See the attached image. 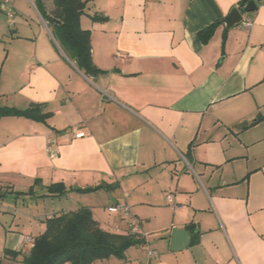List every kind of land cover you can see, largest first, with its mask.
<instances>
[{
    "label": "crops",
    "instance_id": "crops-1",
    "mask_svg": "<svg viewBox=\"0 0 264 264\" xmlns=\"http://www.w3.org/2000/svg\"><path fill=\"white\" fill-rule=\"evenodd\" d=\"M8 1L0 106L36 105L48 117L0 119L3 264H20L47 219L80 208L125 235L127 221L107 211L117 202L137 219L144 251L93 264H264V0L229 29L222 20L242 0H83L94 76L41 16L53 15L51 0ZM216 21L202 43L198 32ZM173 229L189 231L181 250L170 249Z\"/></svg>",
    "mask_w": 264,
    "mask_h": 264
},
{
    "label": "trees",
    "instance_id": "trees-1",
    "mask_svg": "<svg viewBox=\"0 0 264 264\" xmlns=\"http://www.w3.org/2000/svg\"><path fill=\"white\" fill-rule=\"evenodd\" d=\"M55 10L52 16H41L47 21L51 32L64 53L76 62L77 67L86 76H94L100 71L94 66L91 58L90 32L79 25L84 14L86 1L51 0ZM238 8L242 11L245 5L241 1ZM97 17H93L96 19ZM220 21H216L198 32L202 43H207L213 36ZM5 116H18L44 122L48 114L39 106L24 110L0 106V119ZM61 185L48 187L51 194L62 195ZM60 187V189H59ZM100 187L87 189L92 192ZM143 244L141 239L131 235L113 234L102 230L93 219L87 208L54 215L45 221V231L33 240L28 254L22 256L20 264H93L109 257L123 258L124 252L136 245ZM8 257L18 255L5 251ZM0 264L3 262L0 260Z\"/></svg>",
    "mask_w": 264,
    "mask_h": 264
},
{
    "label": "built area",
    "instance_id": "built-area-1",
    "mask_svg": "<svg viewBox=\"0 0 264 264\" xmlns=\"http://www.w3.org/2000/svg\"><path fill=\"white\" fill-rule=\"evenodd\" d=\"M9 1L8 0H2L0 2V10L5 12L7 15V21L8 25L12 26L14 24L13 19V12L12 9L9 7ZM246 26L249 25V23L245 24ZM76 136L80 137L81 134H76ZM48 154L51 158L56 156V153L52 150L48 149ZM126 195H124V198ZM166 201L168 203H172V197L170 195L166 196ZM107 211L111 214H117L119 215L123 220L127 221V235H131L132 237L136 239H142L144 237L141 228L139 226V223L135 217L130 212V207L125 202H117L116 204L110 206L107 208ZM2 216V210L0 209V217ZM116 234H120L121 230L116 229ZM28 242H30L33 245V241L28 239ZM147 257L150 261H157L159 258V254L155 250H148L147 251Z\"/></svg>",
    "mask_w": 264,
    "mask_h": 264
},
{
    "label": "water",
    "instance_id": "water-1",
    "mask_svg": "<svg viewBox=\"0 0 264 264\" xmlns=\"http://www.w3.org/2000/svg\"><path fill=\"white\" fill-rule=\"evenodd\" d=\"M242 2L245 5V8L242 11L238 7H234L231 9L227 17L222 20L226 29L241 24L243 22V13H250L258 8L257 3L253 0H242ZM243 125H246V123ZM189 241V231L183 229H173L171 233L170 249L172 251L181 250L189 244Z\"/></svg>",
    "mask_w": 264,
    "mask_h": 264
},
{
    "label": "rangeland",
    "instance_id": "rangeland-1",
    "mask_svg": "<svg viewBox=\"0 0 264 264\" xmlns=\"http://www.w3.org/2000/svg\"><path fill=\"white\" fill-rule=\"evenodd\" d=\"M0 15H2V14H0ZM0 27H2L3 25L5 26V21L3 20V18H1L0 17ZM2 21H3V23H2ZM37 193L38 194H41V191H39V190H37ZM45 193V192H44ZM102 195H104V196H106V194H102ZM109 196H110V194H108ZM79 197H81V196H79ZM72 199H75V198H72ZM94 199V202L95 201H97L98 202V204L99 203H102V201H103V196H96V199L95 198H93ZM7 200H8V197H6L4 200H2L1 202H7ZM74 201V200H73ZM77 201V200H76ZM28 203H29V205H31V206H29V207H27V208H30V207H35V205H36V203L34 202L33 204H30L31 202H30V200H28ZM63 204H64V206H65V204H67L68 202H62ZM70 204H71V202L69 203V206H70ZM19 205H22L21 203H19ZM58 205H59V203H58V200H53V202H52V200H46L45 202H39L37 205H36V207H38V210H41L42 209V207L44 206L45 208H47V210H48V212L50 211V210H52V206L54 207H58ZM106 215H108V213L106 212ZM111 216L112 217H114L115 215H113V214H111ZM151 236V235H150ZM137 247H139V249H141V251L143 250L144 251V248H143V245L142 246H139V245H137V246H135V248H137ZM65 264H70V263H65Z\"/></svg>",
    "mask_w": 264,
    "mask_h": 264
}]
</instances>
